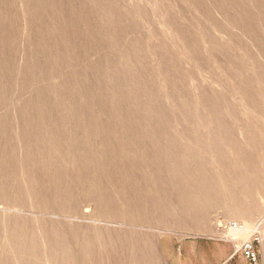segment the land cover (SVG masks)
<instances>
[{
	"label": "bare ground",
	"instance_id": "bare-ground-1",
	"mask_svg": "<svg viewBox=\"0 0 264 264\" xmlns=\"http://www.w3.org/2000/svg\"><path fill=\"white\" fill-rule=\"evenodd\" d=\"M21 1L30 26L25 64L16 63L19 0H0V70L9 75L10 88L23 81L20 99L27 86L41 79L47 85L22 106L12 105L8 96L0 101V110H6L0 113V264H132L138 250L152 252L154 226L206 224L210 211L222 208L224 189L240 198L241 212L255 215L247 202L253 187L264 184V128L259 125L245 145L228 141L233 158L219 142L211 158L202 155L185 122L180 136L170 119L173 106L167 108L149 79L148 36L136 13L150 26L169 28L167 36L156 30L158 44L149 41L162 64L180 57L172 47L177 33L188 45L182 57L193 60L190 73L209 70L217 78L218 69L195 45L204 36L218 68L255 105V75L264 84V0ZM194 11L205 18L196 33L179 17L190 14L186 20L194 25ZM213 31L228 37L224 45ZM212 86L201 90L208 108L203 122L209 123V113L224 125V97L212 94ZM260 93L264 100V89ZM13 109L20 120L17 132ZM183 111L186 122L194 121L190 110ZM232 222L240 221L217 225L224 238L238 233Z\"/></svg>",
	"mask_w": 264,
	"mask_h": 264
},
{
	"label": "rangeland",
	"instance_id": "rangeland-1",
	"mask_svg": "<svg viewBox=\"0 0 264 264\" xmlns=\"http://www.w3.org/2000/svg\"><path fill=\"white\" fill-rule=\"evenodd\" d=\"M179 1L183 2L182 0H179ZM140 2H142V0H140ZM247 2L250 3V0H247ZM250 5H251V3H250ZM6 8L7 7L4 6V15L5 16H7V13H9V11L6 12ZM18 8H19V11L21 12V15H22V20H21L22 38L20 40V43H18V46L20 48V53L17 56L16 63H17V67H21L25 64V56H24L25 38L28 35H30V26H29L28 17L26 16V5L21 0H19ZM136 14L138 15V16L136 15V19L138 20L140 25L143 23L141 25L142 26L141 28H143L142 30L148 36V44H147L148 46L147 45L144 46V50H145L146 54L148 53L147 55H149V59H151V60H149V64L151 65V70L156 75L155 76L152 72V74L149 76V79L154 81L155 84H157L156 85L157 90L161 94V97H162L163 101L165 102L167 108L169 106L168 109L170 110L171 107L173 106V108L171 109L172 112H171V110L169 112L170 113V119L172 121L174 120L176 127H178V132L181 129V131L179 132V135L183 136V133L181 134L182 129H183L181 124L183 125L185 122V126H186L185 128L190 131V133L192 135V143L198 152L201 151L200 153L202 155H206V156L211 158L214 143L219 142L218 144L221 145L223 152H225L226 154L228 153L227 155L230 158H233V156H234L233 153H232V156L229 155L230 152H232V151H228L229 147L226 148L228 141H236L237 140V142H239V143L242 142V143H240L241 145L242 144L245 145L246 139L249 137H252L253 134L258 131L259 125H261L264 128V102H263L264 100H263V97L260 93V90L264 89V84H263V80H261L258 76L255 75L256 69H254V71L251 69V73L253 72L252 75H255L253 86L255 87V97H256V100L258 101V103L255 104L256 105L255 106V105L250 104L247 101V98L243 95L242 91L239 88V85L237 86L236 82H234L231 78L225 77L224 73L222 72V69L218 68L219 65L217 64V62H219V60H218V58L212 56L207 51L210 43L208 42V40L204 36H199V38L197 40H195V45L198 43L203 48V56L208 58L212 62V65H211L212 68L215 67L218 69L217 70V72H218L217 78H213L211 76L209 70H208V73L205 71H202V73H201V71H200V73L196 72L195 75L190 73V64L193 63V60H192V58L185 60L182 57V56H185L184 55L185 52L188 53V51H187L188 45L184 42V40L181 38V36L177 33H175L176 46H172V47L175 50L179 49L178 53H179V56L181 58L179 57L178 59H176L175 62H174V60H171V61H166L164 64H162L160 62V60L158 59V55L154 54V49H152L151 45L149 44V41L151 42V39H152V43L154 45L158 44L156 37L160 36L159 33L164 34L165 36L170 35L169 28L165 25H159V26L157 25L158 28L156 27V25H154V27L150 26V24L143 18L141 12H138ZM192 15H195L196 18L198 17L197 18L198 21L196 23H194V25H190L186 20V18L189 17L190 14H187L186 16L180 15L179 17H180V20L183 24L188 25L189 28L191 29V31L196 33V32H198L200 24L205 22V18L198 11H194L192 13ZM125 18H127V20H128V16H126ZM127 20L125 19V21H127ZM14 22L16 24H20L15 19H14ZM156 30H159V31L161 30V32H159L158 34H155L157 32ZM162 31H164V32H162ZM212 33L216 38L218 37L217 38L218 39L217 44L219 46L224 45L226 40L228 39V37L224 34H220L216 31H213ZM114 34L118 35V30H116ZM181 48L183 51L181 50ZM93 58L95 59V57H93ZM2 59L3 58H1V60ZM152 61H153V63H152ZM133 62H134V60H133ZM157 65H158V67H157ZM9 66L11 68H13V66L10 64V62H9ZM156 67H157V69H156ZM69 70H70L69 67L63 69V71L66 73ZM157 70H158V72H157ZM155 71L158 73V75ZM198 75H200V76H198ZM190 78L192 81L190 80ZM209 78H210V80H209ZM221 79H223V81H221ZM224 79H225V81H224ZM194 80H196V82ZM9 81H10L9 75L7 73H4V71L0 70V97L2 98V99H0V101L5 100L6 98H4V97L8 96L9 100L11 102H13L12 105H14V106L24 105L25 102L31 98V96L33 97L36 89L44 88L47 85V81L41 79L37 83L32 84V87L27 86L26 91L23 93V96L20 99V97L18 96V91L20 89H22L23 81L22 80L18 81V83L16 85L13 84V86L11 88L9 86ZM53 81L61 82V78H58V79L55 78ZM161 81H162V84H160ZM164 83H166V85H164ZM193 83L196 85H194ZM176 84L177 85L179 84V85L177 86ZM224 84H226V85H224ZM207 85H209V86L213 85L212 87L214 88V90L212 91L213 93L211 92L212 94L217 95V93H218V95L224 97V101H222V103H221V110L223 112L224 118H226L225 119L226 123H224V125L219 126L220 123L217 124V121H216L217 119L216 118L213 119L214 116L209 114V113L207 115L209 123L203 122L202 113L205 112L206 109H208V108L206 106V103L203 101V96H202L201 90L204 87H206ZM216 85L220 89H218V87H216ZM221 87H223V88H221ZM192 88L193 89L195 88V89L193 90ZM224 88H225V90H224ZM222 89H223V91H222ZM195 92H196V94H195ZM193 93L195 94V96ZM166 95H167V97H166ZM130 99H131V97H130ZM193 100H195V102ZM52 101H54V99H52ZM131 102L133 104L134 100H132ZM193 103H195V105ZM176 105H178L177 106L178 108L176 107ZM196 105L198 108L195 107ZM175 107H176V109H175ZM182 107L187 109V110H190V112L192 113V115L194 117V121H192L191 123L186 122V115H185ZM174 109L176 112L174 111ZM258 109L260 110V112ZM13 111H14L13 114L16 115V116L14 115L16 118L13 116L11 122L14 125V128H16L18 126L17 125L18 123L15 121L19 122L20 120H19L18 114H16L17 113L16 110L13 109ZM5 112H6V110H0V113H2V114H4ZM194 112H195V116H194ZM196 115H198V116H196ZM199 121H200V123H199ZM211 122H212V124H211ZM258 123H260V124H258ZM246 129H249L250 132L246 131ZM17 130H18V127L14 131L17 132ZM193 141H195V143ZM225 149H227V150L224 151ZM219 172H221V170H219ZM222 180H221V182H222L221 184H224V180L223 181ZM234 189L235 188L232 187L231 192L234 193ZM256 189H258V190H256ZM224 190H222V191H224V192H222L223 193L222 197L224 196L223 197L224 199L222 198L223 199V201H222L223 203L221 205L222 208L212 209L210 211V216L207 219L206 224H204V225L199 224L198 225L195 222H193V225L191 224L190 226L186 227V229L185 228L179 229L176 227V225H173V224L166 225L164 227L158 226V225L154 226V229H155L154 231H155V234L157 235V238L155 240V246L153 247V249L151 251L157 252V250L160 248L161 240L164 237H168V236H173V237H176V238L182 239V240L208 239V238H222V239H224V236L221 235L217 229V225L219 223H221L222 220L240 221L243 225L245 224L244 232H240V233L236 234V235H239V237L243 238L244 240L250 238L253 234H255V232H256L255 230L258 229L257 225L264 218V184L258 183L257 185H255L253 187L251 193H248V194H250V197L248 196L249 200L247 202V205H249L250 208L253 211H255V215L251 216V217L245 215L243 213V211L241 212V210H243V204H242V202L239 203L241 201L240 198L234 197L231 195V193L228 190H226V189H224ZM241 195L243 196L245 194L243 193ZM245 196L247 197V193ZM224 200H226V201H224ZM224 203H226V204H224ZM227 205H228V207H227ZM257 222H258V224H257ZM229 237L231 238V236H229Z\"/></svg>",
	"mask_w": 264,
	"mask_h": 264
},
{
	"label": "crops",
	"instance_id": "crops-1",
	"mask_svg": "<svg viewBox=\"0 0 264 264\" xmlns=\"http://www.w3.org/2000/svg\"><path fill=\"white\" fill-rule=\"evenodd\" d=\"M256 249L259 264H264V253L259 247ZM133 256L132 264H142L144 259L145 264H250L236 244L222 238L182 240L168 236L161 240L157 252L140 249Z\"/></svg>",
	"mask_w": 264,
	"mask_h": 264
},
{
	"label": "built area",
	"instance_id": "built-area-1",
	"mask_svg": "<svg viewBox=\"0 0 264 264\" xmlns=\"http://www.w3.org/2000/svg\"><path fill=\"white\" fill-rule=\"evenodd\" d=\"M230 227L237 229L238 233L244 232L245 230V225L241 222H232ZM219 228L226 229L225 226H220ZM257 228L258 229L255 230V234L246 240L240 238L239 235L231 238H224L236 244L237 248L242 251L244 258L248 260L250 264H259V256L256 249L257 247H259L264 253V218L260 221Z\"/></svg>",
	"mask_w": 264,
	"mask_h": 264
}]
</instances>
